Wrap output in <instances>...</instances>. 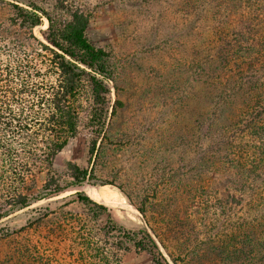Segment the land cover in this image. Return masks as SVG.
<instances>
[{
	"label": "trees",
	"instance_id": "trees-1",
	"mask_svg": "<svg viewBox=\"0 0 264 264\" xmlns=\"http://www.w3.org/2000/svg\"><path fill=\"white\" fill-rule=\"evenodd\" d=\"M179 3L203 37L192 45L190 66L173 69L168 81L180 99L169 156L158 161L170 171L158 175L169 188L150 205L153 222L144 203L134 204L152 235L76 192L31 210L18 228L0 227V264H121L132 251L169 264L154 240L163 247V225L175 227L170 232L190 264H264V0ZM0 5L9 13L5 35L17 32L7 44L0 40V222L86 183L115 186L132 201L94 168L120 102L110 105L112 53L87 35L91 12L77 0H53L52 10L48 0ZM43 20L39 40L33 29ZM82 114L93 165L68 164L70 179L62 183L54 161L78 136Z\"/></svg>",
	"mask_w": 264,
	"mask_h": 264
},
{
	"label": "rangeland",
	"instance_id": "rangeland-1",
	"mask_svg": "<svg viewBox=\"0 0 264 264\" xmlns=\"http://www.w3.org/2000/svg\"><path fill=\"white\" fill-rule=\"evenodd\" d=\"M180 1L183 0H77L81 6H85V10L91 12L87 31L89 40L112 53L115 88L110 83V105L116 100L120 102L116 115L106 121L109 130L106 152L95 162L94 168L98 175L121 185L132 201L117 187L104 185L115 193L124 206L104 205L119 222L144 228L149 234L151 232L136 212L134 204L144 203L148 220L153 222L155 211L150 205L154 203L156 206L163 199V190L169 188L167 183L162 185L164 181L158 175L167 177L170 171L161 168L162 164H158V161L169 156L165 152V144L171 136L168 130L175 122L174 117H177L180 99L170 89L168 81L171 77L176 78V73L171 72L173 69L176 71L182 66H190L194 60L190 55L192 45L203 37L200 36V25L192 23L193 16H187L182 11ZM48 4L52 10L53 0H48ZM8 15L7 8L0 5V40H6L3 44H7L8 37H17V32L13 31L15 29H12L11 35H5ZM46 27L47 22L43 20L40 26L33 29V35L41 40V31ZM85 117L82 114L78 136L68 141L54 161V171L61 177L62 183L70 179L68 164L81 168L93 165L88 164L87 152L92 132L86 125ZM178 151L180 149L174 150L170 157L174 164L179 161ZM42 176H37L39 183ZM86 184L33 203L23 212H14L9 219L0 222V227L18 228L25 224L26 218L32 215L30 211L35 208L51 207L54 201L60 202L76 192L87 195ZM93 186L97 189L103 187ZM173 228V225H163L158 230L164 248L158 239L154 240L169 264H190L183 247L177 249L179 244L170 232ZM188 250L193 253L192 247ZM121 264L153 263L147 254L132 251L122 256Z\"/></svg>",
	"mask_w": 264,
	"mask_h": 264
},
{
	"label": "bare ground",
	"instance_id": "bare-ground-1",
	"mask_svg": "<svg viewBox=\"0 0 264 264\" xmlns=\"http://www.w3.org/2000/svg\"><path fill=\"white\" fill-rule=\"evenodd\" d=\"M87 195L91 199H93L95 201H98V202H101L103 204H106L107 203L108 205H112L114 207L115 206H119V207L120 206H124L123 202H119L117 200V196L115 195V193L113 191H111L109 189L108 186H103V187H101L99 189H97L96 187L95 188H92V189H89V190H87ZM122 210H123V208H122Z\"/></svg>",
	"mask_w": 264,
	"mask_h": 264
},
{
	"label": "water",
	"instance_id": "water-1",
	"mask_svg": "<svg viewBox=\"0 0 264 264\" xmlns=\"http://www.w3.org/2000/svg\"><path fill=\"white\" fill-rule=\"evenodd\" d=\"M104 186V185H103ZM86 189L89 190V189H92L94 186L93 185H85ZM136 210V209H135ZM137 212V211H136ZM138 213V212H137ZM139 214V213H138Z\"/></svg>",
	"mask_w": 264,
	"mask_h": 264
}]
</instances>
